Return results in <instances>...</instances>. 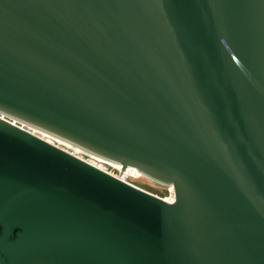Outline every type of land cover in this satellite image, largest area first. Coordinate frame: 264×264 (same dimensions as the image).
I'll use <instances>...</instances> for the list:
<instances>
[{
	"label": "water",
	"instance_id": "95a60500",
	"mask_svg": "<svg viewBox=\"0 0 264 264\" xmlns=\"http://www.w3.org/2000/svg\"><path fill=\"white\" fill-rule=\"evenodd\" d=\"M0 264H264V0H0Z\"/></svg>",
	"mask_w": 264,
	"mask_h": 264
},
{
	"label": "bare ground",
	"instance_id": "6f19581e",
	"mask_svg": "<svg viewBox=\"0 0 264 264\" xmlns=\"http://www.w3.org/2000/svg\"><path fill=\"white\" fill-rule=\"evenodd\" d=\"M24 124L27 125L35 133L40 134L44 138L56 143L57 145H59L61 147H64L65 149H67V150L73 152L74 154L86 159L89 162H91L92 159H96L100 162H105V163L113 166L114 168H117L120 171L119 174L112 172V171H109L108 169H106L104 166H102L99 163H96L94 161L91 162V163H93V164H95V165H97L103 169L105 168V170H107V171H109V172H111V173H113V174H115V175H117V176H119L125 180H128L127 177L130 175L138 176V177H139V175H145L137 167L127 166L125 169H123L122 168L123 165L121 163H118L116 161L109 160L105 157L99 156V155L95 154L94 152H91L85 148L79 147L78 145H76L70 141H67L61 137L55 136L52 133L40 130V129L33 127V126H30L29 124H26V123H24Z\"/></svg>",
	"mask_w": 264,
	"mask_h": 264
},
{
	"label": "rangeland",
	"instance_id": "374dc122",
	"mask_svg": "<svg viewBox=\"0 0 264 264\" xmlns=\"http://www.w3.org/2000/svg\"><path fill=\"white\" fill-rule=\"evenodd\" d=\"M92 161L101 164L102 166H104L109 171L115 172L117 174L120 173V171L117 168H114L113 166H111L105 162H100L96 159H92L91 162ZM127 179H128V181H130V182H132V183H134V184H136V185H138V186H140V187H142V188H144L150 192L158 194L160 196L165 197V196L169 195V190H168L167 185L156 182L155 180L149 178L146 175H139V177L130 175L127 177Z\"/></svg>",
	"mask_w": 264,
	"mask_h": 264
},
{
	"label": "built area",
	"instance_id": "2783aa9c",
	"mask_svg": "<svg viewBox=\"0 0 264 264\" xmlns=\"http://www.w3.org/2000/svg\"><path fill=\"white\" fill-rule=\"evenodd\" d=\"M12 121H14V123L24 127V128H27V129H30L27 125H25L24 123L22 122H19V121H16V120H13L12 118H10ZM31 130V129H30ZM128 181V180H126ZM130 182V181H129ZM132 183V182H131ZM134 184V183H133ZM136 185V184H135ZM138 186V185H137ZM140 187V186H139ZM168 187V190H169V195L168 196H165L166 199H168L169 201H173L174 198H175V191H174V186L173 185H167Z\"/></svg>",
	"mask_w": 264,
	"mask_h": 264
}]
</instances>
